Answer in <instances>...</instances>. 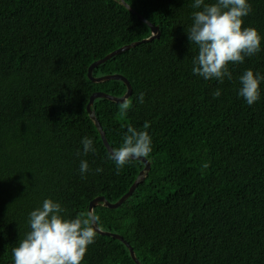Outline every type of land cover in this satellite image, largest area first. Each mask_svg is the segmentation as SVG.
<instances>
[{
  "label": "trees",
  "instance_id": "obj_1",
  "mask_svg": "<svg viewBox=\"0 0 264 264\" xmlns=\"http://www.w3.org/2000/svg\"><path fill=\"white\" fill-rule=\"evenodd\" d=\"M126 1L161 35L94 70L128 78L127 114L122 102L104 97L93 109L113 148L129 126L149 133L151 169L118 208H94L99 227L123 235L142 264H264V81L255 104L238 94L247 69L264 75V0H249L244 18L261 34V51L230 64L232 79L222 84L192 72L198 50L186 29L199 10L193 0ZM151 34L119 0H0V264H13L29 213L45 199L72 219L89 213L95 197L115 202L135 182L144 163L117 172L87 110L93 92L123 96L127 85L94 82L88 69ZM84 137L95 153L83 155ZM81 160L91 169L86 178ZM82 264L136 262L123 241L96 231Z\"/></svg>",
  "mask_w": 264,
  "mask_h": 264
},
{
  "label": "clouds",
  "instance_id": "obj_2",
  "mask_svg": "<svg viewBox=\"0 0 264 264\" xmlns=\"http://www.w3.org/2000/svg\"><path fill=\"white\" fill-rule=\"evenodd\" d=\"M191 6L199 9L192 13L193 22L186 29L191 45H196L198 50L193 59V74L221 84L225 78L231 80L230 64L244 63L246 57L261 51L259 31L254 27H244V18L252 12L249 0H215L214 3L193 0ZM261 81H264V75L251 69L239 77L238 94L250 106L260 99ZM212 95L220 97L221 90L216 89ZM138 102H144L143 93L139 95ZM130 107L131 101L123 100L120 113L126 115ZM149 126L146 122L144 129ZM81 143L83 155L95 153L92 138L84 137ZM151 151L149 133L129 126L123 143L111 149L108 158L119 172L130 161L147 158ZM90 171L88 161L81 160L79 172L82 178H86L85 174ZM102 171V168L95 169L97 174ZM65 211L60 203L49 198L29 213L30 231L12 249L13 264H82L88 247L95 242L98 218L91 213H81L75 218L65 219L61 215Z\"/></svg>",
  "mask_w": 264,
  "mask_h": 264
},
{
  "label": "water",
  "instance_id": "obj_3",
  "mask_svg": "<svg viewBox=\"0 0 264 264\" xmlns=\"http://www.w3.org/2000/svg\"><path fill=\"white\" fill-rule=\"evenodd\" d=\"M125 7H127L129 10L133 11L135 14H137L143 21H145L151 28V32L152 34L149 37L143 38L142 40H137V41H133L131 43L125 44L111 52H109L107 55H105L104 57L97 59L96 61H94L88 69V76L90 79H92V81L94 82H102V81H106V80H110V79H118V80H122L125 82V84L127 85V92L123 95V96H116V95H112L110 93L104 92V91H95L92 93V95L90 96L89 102L87 104V110L91 116V118L94 120L101 136L103 139V142L105 144V146L107 147V150L110 152L111 149H113V147L110 145L106 133L103 130V127L95 113V110L93 109V105H94V101L96 98L98 97H104L107 99H110L112 101H116V102H123V100L128 99L131 94H132V84L130 83V81L128 80L127 77H125L124 75L120 74V73H113V74H106L103 76H94V70L97 66H99L100 64L106 62L107 60H109L110 58L114 57L115 55L122 53L132 47H135L143 42H148V41H152L155 38L160 37L161 35V30L159 28L158 25L154 24L153 22H151L150 20H148L147 18H145L140 12H138L136 9H134L133 7H131L126 0H119ZM140 161H142L144 163V167L143 169L140 171L139 175L137 176L135 182L131 185V187L129 188V190L117 201L115 202H111L109 201L105 196L103 195H99L97 197H95L94 199H92L90 201L89 204V213H91L93 215V217L95 218V214H94V208L99 205V204H103L109 208H118L120 205H122L124 203V201L126 199H128L136 190L137 186L145 180L146 176L148 175V172L151 169V161L148 158H141L139 159ZM95 229L97 232H99L100 234L103 235H110L113 236L121 241H123L126 246L129 248L130 253L132 258L134 259V261L136 262V264H142L141 261L139 260V258L136 256L135 250L134 248L131 246V244L124 238L123 235L119 234V233H114L111 231H105L102 230L97 221L95 224Z\"/></svg>",
  "mask_w": 264,
  "mask_h": 264
}]
</instances>
